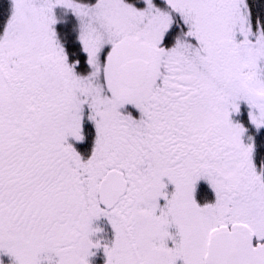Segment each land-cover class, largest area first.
I'll return each instance as SVG.
<instances>
[{"label":"snow or ice","instance_id":"snow-or-ice-1","mask_svg":"<svg viewBox=\"0 0 264 264\" xmlns=\"http://www.w3.org/2000/svg\"><path fill=\"white\" fill-rule=\"evenodd\" d=\"M0 264H264V0H0Z\"/></svg>","mask_w":264,"mask_h":264}]
</instances>
